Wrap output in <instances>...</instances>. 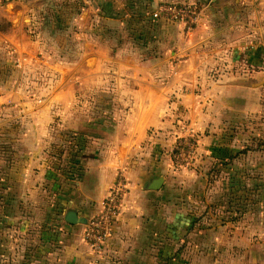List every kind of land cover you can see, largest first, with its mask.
Returning <instances> with one entry per match:
<instances>
[{
	"label": "crops",
	"instance_id": "1",
	"mask_svg": "<svg viewBox=\"0 0 264 264\" xmlns=\"http://www.w3.org/2000/svg\"><path fill=\"white\" fill-rule=\"evenodd\" d=\"M83 1L78 19L70 18L81 41L77 70L74 64L49 63L62 77L49 83L47 98L37 102L43 111L31 120L39 125L27 126L28 145L16 147L9 174L0 162V264H264V147L234 144L241 127L263 120L258 114L264 86L237 73L248 70L233 58L242 56L236 51L227 60L225 77L215 82L208 75L214 59L227 57V40L243 34L246 21L224 6L229 0H216L215 6L208 0ZM168 1L204 7L198 28L187 32L184 24L157 21L156 7ZM260 5L264 23V2ZM223 8L228 9L224 17ZM26 20L22 3L0 5V23L11 25L9 32L0 31V60L13 54L7 46L14 56L43 59V46L35 43L41 36L25 35ZM213 43L217 51L209 47ZM248 68L258 75L255 66ZM4 79L0 61V85ZM109 84L120 93L98 96ZM77 90L80 97L96 94V103L129 110L122 120L111 113L108 124L98 116L71 118ZM57 120L68 122L70 133L107 138L105 155L84 168L81 180L52 179L51 166L39 162L40 138ZM225 124L226 159L216 160L210 155L223 142ZM186 134L198 137L202 172H180L170 157L177 136ZM97 144L89 141L85 147ZM217 161H227V221L211 216L212 196L204 195L211 188L204 167ZM122 166L129 190L123 212L108 247L93 254L83 240L86 226L70 225L66 216L75 212L89 221L97 215ZM160 177L165 178L162 187L153 190Z\"/></svg>",
	"mask_w": 264,
	"mask_h": 264
},
{
	"label": "rangeland",
	"instance_id": "2",
	"mask_svg": "<svg viewBox=\"0 0 264 264\" xmlns=\"http://www.w3.org/2000/svg\"><path fill=\"white\" fill-rule=\"evenodd\" d=\"M217 1L208 0V6H215ZM15 2H20L25 8H27V20L24 22L25 35H40L41 41H36L35 43L38 47L43 46L45 54H43V59L35 58L33 55L30 56L28 55L29 53L14 56V50H9V46H7L6 50L13 54L11 55L9 53L7 54L8 56L0 60L3 62L5 73L4 80L6 81L4 85H0V99L2 98V100H0V130L2 132L0 162L8 166V174L11 163L14 161L12 159V155L14 156V153H16V147L28 145L24 132L27 129V126L39 125V123L34 124L32 122L33 119H36L37 121V116L42 114L43 111V107L38 108L39 105H37V102H40V99L47 98L49 83L51 84V82H56L57 79L59 80L62 77L61 73L57 75L50 70L49 67L51 65H49V63H52L53 65L55 61L56 63L59 61L61 63L65 62L68 64H74L75 66H73V70H77L79 59L81 57L79 56L81 41L76 39L78 34L77 28L76 25L70 21V18L72 20H77L78 16L83 12L84 7L83 0H0V5L3 3L10 4ZM261 2H264V0H229L230 5L227 4V1L223 3L224 6L232 9L237 18L241 17L244 21H246L243 24L245 29H242L241 31L243 34L239 36L236 34V36H238L236 39L227 40V57L222 58V56H219V59H214V64L209 68L210 70L208 72L209 79L218 82L227 75L229 71L227 60L232 61V58H229V56L236 51L238 54L241 53L242 56L239 58L237 55H234L233 58L235 61L238 60L244 69L248 70L238 71L237 73L243 78L257 80L251 81L261 83L264 86V31L260 30V27L262 26L264 30V23H262L263 21L260 18L261 10H259L261 8ZM169 5L195 6L202 11L203 19L205 8L202 6L200 7L197 3L190 4L189 2L181 3L168 1L159 4L156 7L155 12H157L161 7ZM205 7L207 6L205 5ZM227 10L228 9L223 8L220 15L224 17ZM93 15H95L94 12H92V16ZM62 17L67 18L66 23H62ZM153 17L157 21H163L171 25L184 24L187 32H192L199 26L197 25V27L192 29L184 22L176 23L163 18H156L154 14ZM3 24L6 25V23ZM209 47L216 49V43L209 45ZM42 63L47 66H43ZM61 63H57V65ZM29 66H31V68ZM249 66H255L258 75H256L255 70H250L248 68ZM230 73L235 74V70L231 69ZM53 74L54 76H52ZM77 77H79L78 74H76L75 78ZM78 86H80V84H78ZM113 86L114 85L111 86L110 84L104 85L101 89V93L97 95L105 98L107 97L106 94L110 92L111 97L114 98L115 95L120 93L119 91H121V89H115ZM75 93L77 95V101L72 104L73 110L69 113L71 118L78 116V118H82L84 120H94L98 116V118H102L100 123L108 124V120H110L108 116L111 113L122 120L121 115L125 114L129 110V106L127 105H102L96 103L97 98L92 97L96 94L91 95V93H86L80 97L78 90ZM6 96L8 98L4 101ZM23 102H25L24 107H20ZM30 102L33 104L28 105ZM258 116L262 117L263 120L255 122L251 119L250 122H254L252 126H243L239 129V136L234 142L235 145H251L254 149L264 147V103ZM57 121L58 122L52 121L47 129L50 130L51 133L40 138L41 143L38 150L39 162L41 164L46 162L49 166H51L49 169L55 171L58 180H74L75 170L73 168V171L71 172V168L75 158L77 157L76 149H78V146H82L80 147V150L82 151L85 146L82 141L84 139L71 135L72 133H78H70L67 130L69 127H65L64 125L68 122ZM92 124L94 123H91V125ZM225 127L226 128L221 130V140L223 142L217 143L214 153L210 155L211 158H216V160L226 159L227 124H225ZM87 130L93 131V128L90 127ZM193 136L197 142L198 137L195 135ZM30 137L31 136L29 134L28 139ZM178 137L180 136H177V138ZM34 139H36V137ZM92 142L97 144L95 141ZM102 146H104V144H99L96 148L102 149ZM105 150H108L107 147H105ZM22 152L24 153L25 159L30 156L27 149L24 148ZM103 153L104 151L100 152V157L105 155ZM170 154V157L178 171L181 169H185L188 172L200 170L199 162L202 161V154L199 152L197 154V160L194 162L192 167H182L178 164L181 162L180 160L177 161L180 157L178 156V152L175 150V144L173 150L170 151ZM17 156H19L17 158H21L20 154ZM67 159L70 160L69 163ZM63 165H65V167H63ZM54 166L56 168H54ZM58 166L60 167L57 168ZM42 170H44L43 167ZM204 171L205 173L208 172L207 178L211 184V188L209 190H204V195L211 194L212 196L211 202H213V204L211 207L214 209L211 216L213 218H221L222 221H227V194H229V189L227 193V161H217L213 165L205 166ZM70 174L71 178H69ZM212 174L213 178H211ZM231 176H233V174Z\"/></svg>",
	"mask_w": 264,
	"mask_h": 264
},
{
	"label": "built area",
	"instance_id": "3",
	"mask_svg": "<svg viewBox=\"0 0 264 264\" xmlns=\"http://www.w3.org/2000/svg\"><path fill=\"white\" fill-rule=\"evenodd\" d=\"M156 18H163L173 22H184L195 28L202 20V11L195 6L169 5L161 7L154 13ZM133 150L136 148L133 147ZM175 150L178 152L182 167H192L197 160V142L193 135L177 138ZM127 167L117 170L116 182L110 189L97 215L92 217L83 232V240L93 254H101L114 236V226L123 212L124 202L128 195Z\"/></svg>",
	"mask_w": 264,
	"mask_h": 264
},
{
	"label": "trees",
	"instance_id": "4",
	"mask_svg": "<svg viewBox=\"0 0 264 264\" xmlns=\"http://www.w3.org/2000/svg\"><path fill=\"white\" fill-rule=\"evenodd\" d=\"M10 28H11L10 24L4 25L2 22L0 23V31L1 32L7 33V32H9ZM71 135L72 136L74 135V137H80L81 139H84V140H82L84 144H87L89 141L92 142V141H94V139H98L97 141L99 142L94 147H91V146L85 147L84 146L82 151L80 150V147H82V146H78V149H76L77 150V157L74 160L73 166L71 168V172L73 171L72 169L74 168V170H75V178L74 179L75 180H81L83 175H84V171H85L84 168L87 165H89L91 162L97 160L100 157V152L104 151L103 154L106 153L105 146H102L103 150L100 148H96V147L99 144H104V142H107V138H104V137H96V138L91 137L90 138L89 136L84 135L83 133H80V134L79 133L78 134L72 133ZM67 160L69 163L70 160L69 159H67ZM77 160H78V162L76 163ZM63 167H65V165H63ZM51 171L53 172V177L51 176V178L57 180V176L55 174V171L54 170H51ZM69 178H71V174H70ZM211 178H213V174L211 175Z\"/></svg>",
	"mask_w": 264,
	"mask_h": 264
},
{
	"label": "water",
	"instance_id": "5",
	"mask_svg": "<svg viewBox=\"0 0 264 264\" xmlns=\"http://www.w3.org/2000/svg\"><path fill=\"white\" fill-rule=\"evenodd\" d=\"M165 181L164 177H160L157 180L154 181L153 184V190H158L162 187L163 183ZM66 222L70 225H84L87 226L88 220L84 218H78V215L75 212H69L66 216Z\"/></svg>",
	"mask_w": 264,
	"mask_h": 264
}]
</instances>
